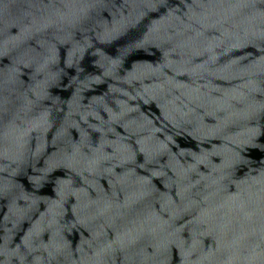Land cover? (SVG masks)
Masks as SVG:
<instances>
[{"label":"water","instance_id":"obj_1","mask_svg":"<svg viewBox=\"0 0 264 264\" xmlns=\"http://www.w3.org/2000/svg\"><path fill=\"white\" fill-rule=\"evenodd\" d=\"M0 264H264V0H0Z\"/></svg>","mask_w":264,"mask_h":264}]
</instances>
